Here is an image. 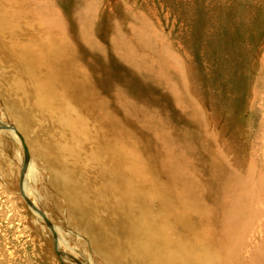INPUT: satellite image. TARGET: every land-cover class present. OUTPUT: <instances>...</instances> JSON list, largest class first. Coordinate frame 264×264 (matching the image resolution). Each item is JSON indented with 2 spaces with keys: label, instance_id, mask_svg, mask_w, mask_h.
Wrapping results in <instances>:
<instances>
[{
  "label": "rangeland",
  "instance_id": "obj_1",
  "mask_svg": "<svg viewBox=\"0 0 264 264\" xmlns=\"http://www.w3.org/2000/svg\"><path fill=\"white\" fill-rule=\"evenodd\" d=\"M13 2L27 11L20 27L26 23L36 38L66 53L78 68L79 92H88L90 101L122 122L126 133L120 134L138 145L149 165L156 163L178 186L196 189L192 204L165 201L163 211L147 194V204L157 206L153 220L167 221L178 234L187 231L181 218L191 230L205 227L204 236L220 257L214 264H264V0ZM7 11L0 0V27L16 25ZM17 31L9 44L0 35V53L16 63L22 53ZM25 66L14 69L19 82L67 96L59 82L48 85ZM1 146L0 175L5 163L19 166ZM13 178L18 182L19 175ZM1 179L0 264H62L56 245L32 221L28 204L12 198V189L21 185ZM55 199L47 220L71 229ZM182 205L193 210L178 219ZM10 211L26 218L10 221Z\"/></svg>",
  "mask_w": 264,
  "mask_h": 264
},
{
  "label": "bare ground",
  "instance_id": "obj_2",
  "mask_svg": "<svg viewBox=\"0 0 264 264\" xmlns=\"http://www.w3.org/2000/svg\"><path fill=\"white\" fill-rule=\"evenodd\" d=\"M2 2L17 20L15 26L2 25L0 35L9 44L14 31H22V53L17 63L0 53V142L19 165L13 168L7 166L11 162L5 163L0 176L10 185L13 176L19 175L14 183L21 187H14L11 196L28 204L32 221L56 245L61 263L214 264L220 257L205 238V227L191 230L181 218L185 210L192 209L190 205L179 209V223L187 231L178 234L167 221L153 220L157 206L153 209L145 199L147 194L155 198L158 211H163L165 201L192 204L191 191L196 189L178 186L157 170L156 163L150 166L148 157L137 152L138 145L120 134L119 130L126 133L122 122L90 101L88 92H79L78 68L66 53L36 38L26 23L20 27L18 22L27 21L26 10L19 9L13 0ZM26 63L40 78L47 79V84L64 86L67 96L59 98L49 89L44 94L19 82L14 69L17 65L27 67ZM36 123L40 130L31 133ZM81 127L90 130L82 133ZM19 140L25 141L26 148ZM55 198L64 218L71 221V229L47 220L49 208L56 207ZM24 218L26 214L12 211L7 215L10 221ZM35 224L27 229L33 230Z\"/></svg>",
  "mask_w": 264,
  "mask_h": 264
}]
</instances>
